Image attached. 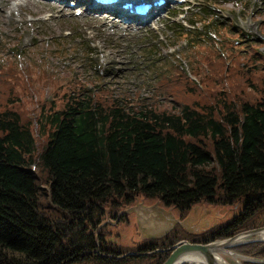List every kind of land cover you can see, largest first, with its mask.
Masks as SVG:
<instances>
[{
	"label": "trees",
	"instance_id": "1",
	"mask_svg": "<svg viewBox=\"0 0 264 264\" xmlns=\"http://www.w3.org/2000/svg\"><path fill=\"white\" fill-rule=\"evenodd\" d=\"M194 6L198 19L188 24L195 28L199 21L217 32L227 40L225 52L215 56L206 47L208 55L198 54L203 89L183 74L159 78L155 91L171 95L169 108L161 99L129 105L114 90L107 94L111 88L103 80L92 87L75 76L58 82L46 62L30 63L33 69L15 65L9 79L22 98L5 103L0 96V264H56L96 249L94 229L106 207L114 212L140 195L176 206L182 215L202 199L239 202L241 208L194 236L176 224L159 238L146 237L137 250L181 238L206 242L264 225V53L254 47L260 39L236 26L223 28L209 8ZM230 29L245 42L236 51L227 39ZM198 32L174 30L187 39ZM79 38L73 37L82 41L75 50L93 68V49ZM243 58L250 63L245 69ZM201 60L210 72H203ZM164 61L152 47L143 53L142 63L156 74ZM40 84L51 85L54 98L40 99L34 126L20 101L32 95L38 100L31 90ZM102 229L100 250L124 252ZM239 244L231 248L264 260V239Z\"/></svg>",
	"mask_w": 264,
	"mask_h": 264
},
{
	"label": "rangeland",
	"instance_id": "2",
	"mask_svg": "<svg viewBox=\"0 0 264 264\" xmlns=\"http://www.w3.org/2000/svg\"><path fill=\"white\" fill-rule=\"evenodd\" d=\"M23 1L0 0V7L3 6L5 9L3 16L0 14V96L3 102L6 101L5 103L16 102L17 98H22L20 87L16 84L13 86L9 79L15 65L27 63L33 69L30 63L46 62L58 82H64L70 76H75L81 84L92 87L93 83L103 80L106 86L111 88L107 94H111L114 90L115 93L123 96L129 105L137 107L143 98L151 101L161 99L163 100L162 107L169 108L170 103L173 102L171 95H159L155 91L162 84V82H158V79L162 76L174 79L177 77L176 73H179V77L183 74L200 89H203L204 82L195 65L196 60L200 61L198 54L208 55L206 47L214 50L215 56L220 52H225L224 44L227 40L221 38L217 32L208 27L201 28L199 21L195 28L188 24L191 18L198 19L197 13L192 14L199 10L192 6L194 3L198 7L209 8L223 28L236 26L245 33L248 32L258 37L260 42L254 47L257 52L264 53V0H187V2L185 0L186 3H183L186 5L192 4L189 9L184 4L182 11L183 3L176 7L171 4L154 20L143 24H132L131 27L122 24L115 13L109 14V16H105V13H95L99 17H105L106 21L116 17L119 29L112 27L111 23L105 26L103 21H90L87 18V12L74 15L76 8L68 6L67 2L65 3L66 9H68L67 13H54L49 10L40 12L42 8L33 11L29 5L21 7L20 11L12 8L13 3ZM35 1L37 4L33 9L43 3V0ZM29 10L32 12H28ZM50 14H53L54 18L49 19ZM103 25L106 27V31L102 29ZM174 30L189 31L190 35L199 31L200 36L188 39L184 36L176 37ZM209 30L210 32H207ZM69 31L72 34L67 36ZM235 33L236 31L233 29L227 31V35H229L227 39L232 45L230 49L233 51L245 43L244 41L238 42V36ZM73 37H80L79 39L85 40L93 49V53L90 54V59L94 63L93 68L88 67V63H85L82 51L75 50L76 47L81 48L82 41H78V39L73 41ZM151 47L154 53H158L165 60L162 62L164 70L160 74H156V71L149 65L142 63L143 53ZM260 57L263 63L264 56L260 55ZM201 63L203 72H210V66L203 60ZM228 63L225 60L226 66ZM253 63H258V60ZM246 64L250 63L245 62L244 59V69ZM32 75H34V70ZM179 77L176 79H180ZM40 85L35 91L31 90L36 93L38 100L32 95V97L20 101L23 105L21 107L24 109V115L33 120L38 113L40 99L49 101L54 98L51 85ZM33 124L36 126L35 120ZM140 202L158 204L162 213L166 215L164 218L150 219L155 226L159 222L165 226L173 218L176 221H181L176 223L172 220L171 228L163 235L179 224L185 231L192 233L191 236H194L216 223L229 220L241 208L239 202L215 204L207 199H202L194 203L183 216H180L182 212L178 207L165 205L156 199L141 195L132 204L113 210L114 212L109 211L106 207V214L101 225L104 238L107 241L115 242L120 249H125V251L137 250V245L144 242L147 237V231L139 225L134 210L129 209L124 212L125 208ZM124 216L127 218L125 219Z\"/></svg>",
	"mask_w": 264,
	"mask_h": 264
},
{
	"label": "water",
	"instance_id": "3",
	"mask_svg": "<svg viewBox=\"0 0 264 264\" xmlns=\"http://www.w3.org/2000/svg\"><path fill=\"white\" fill-rule=\"evenodd\" d=\"M134 210L139 225L146 230L147 237H160L171 228L170 223L156 226L150 219L164 218L162 209L158 204H143L142 202L125 208ZM155 210V211H154ZM172 220H174L172 222ZM181 222V221H180ZM102 221L94 229L96 249H85L66 257L56 264H181L183 262H194L200 264H243L240 260H254L264 263V260L237 252L231 247L233 245L264 239V225L238 231L232 235L215 238L206 242L191 241L181 238L176 242L151 250H126L120 253H105L100 248L98 240V228ZM193 260V261H191Z\"/></svg>",
	"mask_w": 264,
	"mask_h": 264
},
{
	"label": "bare ground",
	"instance_id": "4",
	"mask_svg": "<svg viewBox=\"0 0 264 264\" xmlns=\"http://www.w3.org/2000/svg\"><path fill=\"white\" fill-rule=\"evenodd\" d=\"M24 0L23 2H15L12 4V8L16 11H20L21 7H25L27 5H29V7H32V10H37L39 8H42V10L40 12H44L46 10L52 11L54 13H67L68 9H66L65 3L68 2L67 0H43L42 5L38 6L36 9H33V7L37 4V2L35 0ZM100 8H104V9H108V10H117L116 6H112V7H100ZM4 7H0V14L1 16H3V11H4ZM161 9H157L156 12L158 13ZM27 11V10H26ZM28 12H32V11H28ZM87 18L90 21H103L105 23V26L109 23H111L112 27H116L117 29L120 28V26L118 25V19L116 17H112L109 21L105 20V17H99L98 15H95V13H99L98 11H93L90 10L89 12H87ZM155 14V12H153ZM102 14V13H101ZM123 20H120V22L122 24H126L128 25V27H131L132 24H143V23H148L149 20H154L156 17H152L149 15L148 18L142 19L136 16H131L130 18L127 17V15H122ZM152 17V18H151ZM54 18L53 14H50L49 19ZM59 18V17H57ZM104 25L102 26V29L104 31H106V27ZM109 33V32H107ZM264 238V237H263ZM254 242V241H253ZM240 245V244H239ZM242 245V244H241ZM193 261V260H191ZM184 263V262H183ZM182 263V264H183ZM186 264V263H184ZM188 264V263H187Z\"/></svg>",
	"mask_w": 264,
	"mask_h": 264
},
{
	"label": "flooded vegetation",
	"instance_id": "5",
	"mask_svg": "<svg viewBox=\"0 0 264 264\" xmlns=\"http://www.w3.org/2000/svg\"><path fill=\"white\" fill-rule=\"evenodd\" d=\"M180 216H183V215H182V214H180ZM124 218L126 219V218H127V216H126V217L124 216ZM178 222H180V220H177V221H176V223H178Z\"/></svg>",
	"mask_w": 264,
	"mask_h": 264
}]
</instances>
